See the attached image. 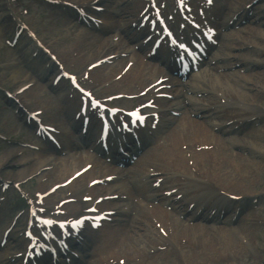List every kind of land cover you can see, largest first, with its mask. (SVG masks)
<instances>
[{
    "label": "rangeland",
    "instance_id": "obj_1",
    "mask_svg": "<svg viewBox=\"0 0 264 264\" xmlns=\"http://www.w3.org/2000/svg\"><path fill=\"white\" fill-rule=\"evenodd\" d=\"M228 1H230V3ZM234 1L239 6L238 3H246L248 0H216V5L218 6V9L216 10V12L218 14L219 13L223 14L225 12L224 11L225 5L228 6V4H233ZM222 3L224 5L221 8ZM263 7H264V5H262V4L257 6L258 9H261ZM26 18H27V23H28L29 27L35 31L37 37L42 42L49 44L48 47L50 48V50L58 56L60 61L69 70L80 71L81 68L77 63L80 62V63L84 64L85 62H88V60L93 58V56L95 54L94 51L96 50V48H92V49H88V50L86 49L87 52L83 51L84 53H86V55L85 56L82 55V58H81V56H79V51L75 50V48H77V46H78L76 39H75L76 33H73V30L69 29V25L67 22L63 23L61 21H56L55 19H53V17L49 18V16H47L46 12L39 13V12H36L34 10H31L29 15ZM74 28H76V27H74ZM75 31H77V30H75ZM249 31H250L249 33L242 34L243 38H242L240 32H238L237 37L239 39H243L244 41L249 40L251 38V35H253V33L256 32L253 29H250ZM263 35H264V33H263ZM259 42L264 47V39L262 41H259ZM99 48H101V47H99ZM124 62L125 61H122L119 65V67L113 73L107 75L104 79L101 78L100 79L101 83H99L98 81H93V82H90L89 85L91 87H95L97 89H99L102 86H105L104 84L106 82H108L110 78H113L112 76L120 70V68L124 65ZM10 63H11L10 55L6 51H0V83L14 89L15 85L20 83L19 81H21V80L19 79V77L22 75V73H20V74L17 73L16 67L14 69L13 65H11L12 63L11 64ZM262 72L263 71H260V73H262ZM145 74L147 75L146 76V79H147L148 75H150L151 72L145 71ZM152 78H150L148 81H151ZM29 80L30 79L28 78V76H26V79H24V82L25 81L27 82ZM248 80L250 81V83L254 82V80H252L250 78H248ZM126 81L127 80H124L123 82H121L119 84V87H116L115 89H113L112 87L106 86V87H102L100 91L101 92L105 91V92H103V93H106L105 95L120 93L123 91L127 92V93L134 92V89H136L137 86H134V89H133V88H131L130 83L127 84ZM148 81L143 82V84L138 83L139 85L141 84L139 87L141 88V86L145 85ZM137 82H139V79L137 81H135V83L133 82V85L137 84ZM240 85H244L243 82ZM44 91L45 92H44L43 97L36 98L32 95L28 96V97L26 96V98H24V102L27 105L32 106V108H34V109H37L41 106L43 107L44 104H47V106H49V105L55 106V103L53 101H51L53 96H51L45 89H44ZM242 91H244V90H242ZM255 93H257V92H255L254 90H249V92L247 93L248 95H246L247 98L246 99L243 98L246 102H254V103H249L252 106V107L250 106L251 109H248L247 105H245V103H242V102H240V103L230 102V105L232 106V108H238L237 109L238 113H240V110L249 113V115L246 118H249L251 111H254L256 114H257V111H259L261 113L264 107H258V106L260 103L262 105H264V96L257 93L256 94L257 96L254 97ZM48 112H50V111H48ZM255 127H257V125L253 121L252 123L249 124L248 127L245 128V131H247L245 134L248 135L249 133L252 132V130H254V131L256 130L257 132H259L261 134L260 136H258V137H260L258 140L259 144L261 143V145L264 146V134H262V133H264V131L263 132L261 130L259 131V128L255 129ZM0 131L2 133H4L5 135L9 136L10 138L17 137V135L19 134V131L17 129H15V127L13 129V125L11 126L10 121L7 120L6 118H0ZM185 141L186 140H180L177 143V151H180L181 154L183 153L182 150H185V147H186ZM197 145H199V144H197ZM181 147H182V150H181ZM4 152H10V148H8L6 146H4V147L1 146L0 147V157L2 156V154ZM154 152H152L151 154H149L148 156L145 157V161L147 163L152 162V160L155 156ZM227 153H229V152H227ZM231 153L235 154V157H233L235 159L234 164H236V163L239 164L238 166H235V169H238V172H237V170H234L236 172V174H234V177H236V178H234L235 181H233V182L236 184L226 183L227 185L223 184L222 186H217V187H219V189H223L224 191L230 192L233 194L252 193V192L255 193V192L264 190V162H261L259 160H255V163L259 164L257 167H255V165H253L254 162L253 163L247 162L245 160V157L248 160H250L252 158V156H251V158H249L250 155H247L246 152L240 153L239 151H235V152H231ZM156 154H158V155H156V163H154V164L157 166L159 164H163L162 162L163 161L165 162V158H166L165 156H167L165 154H167V153L156 151ZM239 155H241V159H243V160L239 159ZM262 155H264V153H262ZM149 157H151V158H149ZM226 158H227L226 153L221 155L222 161H225ZM148 159L150 161H148ZM181 159H182V156H181ZM252 159H254V158H252ZM242 161L243 162L245 161V162L243 163ZM163 165L165 167L167 166L166 164H163ZM222 166H223V170L222 171L219 170L221 172H219V173L215 172V169H216L215 168L214 171L213 170L211 171V173H212L211 175H214L217 177L223 176L225 174L228 175L231 168L228 165H226V162L223 165H221V167ZM246 172H249V176H246ZM56 174L57 173L53 174L52 177H48L50 180L49 184L52 182L60 181L59 178H55ZM204 176H207V174L205 173ZM213 181L215 182V180H213ZM211 183H213V182H211ZM262 227L264 228V226H262ZM214 232H217V231H214ZM251 232L252 233L248 235V240L249 241L251 240L253 244H256V242H257L258 245L264 249V229L254 227V229ZM126 233H130V229H128L126 231ZM209 234L213 235L212 233H209ZM139 237L140 236H138L136 239H138ZM225 238H227V237H225ZM216 240H217V238L215 239V241ZM195 242L196 243L193 244L194 247H191L193 249H187L186 251H184L183 254L185 256H183L179 260L174 262L172 260V258H170V256L167 259V257L164 255L165 254V252H164L163 256L161 255V260H160V256L158 257L156 264H208L211 262V259L208 258L210 256L213 258V260H215V257L213 256V254L217 253L218 251L216 252L214 247H213V252H211V251H209V248H208V250L205 249L206 246H204V244L201 240L195 241ZM250 246H251V244H250ZM148 248L149 247H147L145 250L147 251ZM250 250H252V249L250 248L248 250V255L254 257V253ZM185 252H186V254H185ZM204 255H206V256H204ZM131 257H134V255ZM233 263L238 264L239 260L235 259Z\"/></svg>",
    "mask_w": 264,
    "mask_h": 264
},
{
    "label": "bare ground",
    "instance_id": "obj_2",
    "mask_svg": "<svg viewBox=\"0 0 264 264\" xmlns=\"http://www.w3.org/2000/svg\"><path fill=\"white\" fill-rule=\"evenodd\" d=\"M243 5H244V3L240 4L241 7ZM124 8L129 10V6H126ZM126 25L127 24L125 23V26ZM77 33L78 34H77V37H76V42H77V44L79 46L78 50L81 53V58H82V55L83 56L86 55V53H84L83 51L87 52L88 49H92V48H96V51H94V52L96 53L95 56H97V54H99V52L102 50V46L105 45L104 38L97 37V36H95V35H93L91 33H86L84 31H78ZM255 35L260 36L258 34H255ZM99 47H101V48H99ZM238 56L241 57L242 55H236L235 57H238ZM234 62L235 63H240L241 62L243 69H248L250 66L257 67L256 64L257 65L261 64V62H248L245 59H241L240 61L239 60H237V61L235 60ZM234 62L228 64V66L235 64ZM119 65L120 64H118L116 66H113V67H107L106 71L105 70H99V71L102 73V75L107 76V75L113 73L119 67ZM220 68H226L227 69V66L223 65ZM249 70H251V69H249ZM130 71H131L130 73L133 72L132 75L134 77L138 78L140 76L139 77L140 81L146 82V81L149 80V78L147 77V79H146L147 75L145 74V71L146 72L152 71V68L149 65L142 64L139 61V59L135 58V64H134V66L131 67ZM17 73L20 74L22 72L18 71ZM230 76H235V77L238 78L239 74L236 71L234 73V75H231V74L227 75V73L221 75V77H222L221 79H215L216 78L215 75L212 76V77L215 80V86H216L222 80L227 81V79ZM244 77L245 76H243V78ZM243 78H241V79H243ZM249 78H251L252 80L255 81L253 83H254L255 87L259 88V91L261 89L263 91V88H264V72L262 74L250 75ZM262 91H260V92H262ZM31 92L33 94H35V95H42L41 94L42 90L39 87L38 88H34L33 91H31ZM256 92H258V91H256ZM256 96L257 95L255 94L254 97H256ZM68 114H69V107H64L63 110H60V115L68 116ZM223 118L226 119V116H224ZM207 125H208L207 122L204 121L203 119H202V121H200V120L199 121H197V120H192V121L187 120L184 123L179 124V126L177 128H175V129H173V131H171V133L169 134V137L167 138V141H166V145L163 146V149L165 150V152L171 150V155H172L173 161H177L178 163H180L181 155L179 154V152L176 151V146H175L177 144V142L180 141V140L185 139V137H186V140L189 141L190 144H193L194 142H199V141L204 142V143L205 142L206 143L212 142V141L208 142L206 140V135L208 134L207 133V129H206ZM261 131L262 132L264 131V127L261 129ZM221 133H224V136H225L224 139H227V141L230 142L233 145L239 146L241 149L247 148L250 152H252V151L259 150L260 147H261L259 145V143H258V138L259 137L257 136L256 131H253V132L249 133L244 139L240 140L239 142H236V141H234L231 138L233 133H231L230 131H222ZM262 134H264V133H262ZM215 143H217V144H219L221 146H223V144H224L223 139L219 140L218 138H216ZM67 145L70 148V150H69L70 154L67 156L68 158L66 159V161L65 160H57L56 161V164H55L56 171L55 172H57V174L55 175V178H61L67 172L73 170L77 165L83 163L84 160H86L88 158V156L86 155V152L82 151V153H79V151H81V149L76 147L74 143L70 142ZM168 149H170V150H168ZM9 156H11V154H7L5 156V158H3V160L8 158ZM193 156H194L195 160L202 161L201 162L202 166L204 165V162L202 160L203 154H193ZM40 157L44 158L43 156H40ZM233 157H235V156H233V154H228L227 158H226V161H225L226 165H228L231 168L230 172L228 173V175L225 174L223 176H218V177L217 176H212V177L209 176L208 177L209 179L215 180V182L217 183V184H215L216 186H222L223 184H226V183H228V184H230V183L236 184V183L233 182V181H235L234 178H236V177H234V174H236V172L234 170H237V172H238V169H235V166H238L239 164H237V163L234 164L235 159ZM195 162H194V165H195ZM205 165L208 166V163L205 162ZM30 167H28L25 170H23V174L27 173L29 170L33 169L35 166L34 167L30 166ZM222 169H223V166L219 167V168H216L215 172L219 173L220 172L219 170H222ZM91 175L92 174H90V176ZM246 176H249V172H246ZM144 190L145 189L137 188V191H139V193L136 194V195L144 196ZM134 209H135L136 213H135V217H133V220L134 221L137 220V221H139L141 223H144L145 222V218L150 213V211L148 212V210H146L145 208H142V207H140L138 205H134ZM153 213H155V215H161V216L166 214V212H164L162 209L156 208V207L153 208ZM198 227L199 226H196L198 236H199L200 240L203 242V244L207 248H209V251L212 252L213 251V247H214L215 251H218V252L223 250V246H221L219 243L215 242L214 235H209V233L207 234V229H203V227H200V228H198ZM236 227H238V229ZM236 227H235L234 231H236V232L238 231L240 233L241 232L242 233L245 232V234L248 235L249 229L246 226L239 225V226H236ZM139 232H141V230ZM184 233H185V231H184ZM246 240H248V239H246ZM188 241L190 243H194L195 244L196 243L195 241H198V240H193L192 238H188ZM118 243L121 245V247L127 248V250H130V248H132L131 244L132 245L136 244V245L140 246V243H138V241L134 237L130 238V237L126 236L125 234L121 236V238L119 239ZM233 245H235L234 249H235L236 253H242L244 251V249H245L241 245L234 244L233 239L229 237L227 239V246H233ZM141 247L143 248V246H141ZM113 250H115V248H113ZM142 250H144V249H138V250L134 251L135 252L134 254L135 255L136 254L140 255V251H142Z\"/></svg>",
    "mask_w": 264,
    "mask_h": 264
}]
</instances>
